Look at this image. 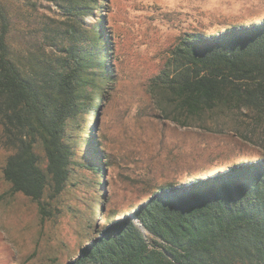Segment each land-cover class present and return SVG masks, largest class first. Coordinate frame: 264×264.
<instances>
[{
  "label": "rangeland",
  "instance_id": "1",
  "mask_svg": "<svg viewBox=\"0 0 264 264\" xmlns=\"http://www.w3.org/2000/svg\"><path fill=\"white\" fill-rule=\"evenodd\" d=\"M0 4L10 56L20 66L45 57L52 48L45 44L62 43L59 34L70 19L60 0ZM88 6L79 24L88 32L101 29L111 77L85 109L93 151L79 147L76 157L98 163L100 171L77 166L63 191L45 193L43 215L3 178L0 126V264H68L98 230L124 216L135 219L136 207L159 188L264 157V106L188 114L175 108L165 83L180 39L260 24L264 0H97Z\"/></svg>",
  "mask_w": 264,
  "mask_h": 264
},
{
  "label": "trees",
  "instance_id": "2",
  "mask_svg": "<svg viewBox=\"0 0 264 264\" xmlns=\"http://www.w3.org/2000/svg\"><path fill=\"white\" fill-rule=\"evenodd\" d=\"M60 1L70 19L62 43L45 44L52 47L45 57L34 55L22 66L10 56L0 4L2 175L11 193L36 202L43 215L45 193L63 191L77 166L100 171L76 156L82 146L93 151L85 109L111 77L101 29L88 32L79 24L97 0ZM170 67L165 83L178 110L262 107L264 21L184 37L171 51ZM134 217L98 230L68 264H264V157L159 188Z\"/></svg>",
  "mask_w": 264,
  "mask_h": 264
}]
</instances>
